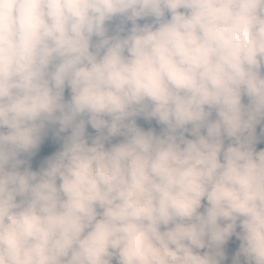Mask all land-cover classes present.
I'll return each mask as SVG.
<instances>
[{"label": "trees", "instance_id": "obj_1", "mask_svg": "<svg viewBox=\"0 0 264 264\" xmlns=\"http://www.w3.org/2000/svg\"><path fill=\"white\" fill-rule=\"evenodd\" d=\"M229 9L0 0V264H264V25ZM71 66L122 87L68 103Z\"/></svg>", "mask_w": 264, "mask_h": 264}, {"label": "rangeland", "instance_id": "obj_2", "mask_svg": "<svg viewBox=\"0 0 264 264\" xmlns=\"http://www.w3.org/2000/svg\"><path fill=\"white\" fill-rule=\"evenodd\" d=\"M224 2L229 12H231L230 7L238 12L247 13L248 15H241L254 17L264 25V0H224ZM71 77L70 84L61 92L64 101L71 104H81L94 99L108 100L113 98L122 87V84L116 82L109 84L95 82L87 78L84 72L76 66H71ZM232 150L231 144H224L215 153L227 154L232 152ZM153 153L151 151L150 155ZM194 154L199 157H204L209 154V151L196 150ZM211 180L217 183L220 182L218 175H213ZM206 208L208 211H212L215 209V205L212 201H208Z\"/></svg>", "mask_w": 264, "mask_h": 264}, {"label": "clouds", "instance_id": "obj_3", "mask_svg": "<svg viewBox=\"0 0 264 264\" xmlns=\"http://www.w3.org/2000/svg\"><path fill=\"white\" fill-rule=\"evenodd\" d=\"M151 151H152V150H151ZM151 151H150V153H151ZM153 152L155 153V151H153ZM150 153H149V155H150ZM154 153H153V154H154ZM215 154H220V153H215Z\"/></svg>", "mask_w": 264, "mask_h": 264}]
</instances>
